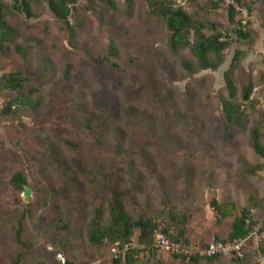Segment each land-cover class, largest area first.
I'll use <instances>...</instances> for the list:
<instances>
[{
	"label": "rangeland",
	"instance_id": "rangeland-1",
	"mask_svg": "<svg viewBox=\"0 0 264 264\" xmlns=\"http://www.w3.org/2000/svg\"><path fill=\"white\" fill-rule=\"evenodd\" d=\"M29 1L31 16L9 17L18 36L0 50V75L25 74L29 81L20 92L30 96V104L38 102L36 108L15 104L17 112L4 115L2 107L18 92L0 89V264H114L113 244L93 246L85 238L112 188L134 217L150 212L174 232L167 209L183 213L186 221L179 226L186 227L187 241L178 242L198 247L225 241L232 221L216 222L211 199L233 201L236 211L248 205L264 254V169L244 171V162L264 165L250 140L257 125L264 146V0L236 7L235 19L250 32L245 40L232 32V0L216 6V0H172L206 31L215 25L233 39L217 69L196 73L180 64L179 57L195 63L188 50L179 56L168 50V31L157 13L162 0H113L114 8L100 0H74L71 42L44 0ZM111 36L119 48L116 67L96 62ZM26 37L33 40L22 57L15 45ZM237 50L243 54L234 60ZM68 63L72 74L64 79ZM224 71L238 84L249 78L253 83L257 103L242 128L223 122ZM16 172L25 178L22 188L12 182ZM154 234L150 245L132 235L131 247L117 258L136 251L134 264H183L153 246ZM251 250L240 261L221 255L201 264H253L257 252Z\"/></svg>",
	"mask_w": 264,
	"mask_h": 264
},
{
	"label": "trees",
	"instance_id": "trees-1",
	"mask_svg": "<svg viewBox=\"0 0 264 264\" xmlns=\"http://www.w3.org/2000/svg\"><path fill=\"white\" fill-rule=\"evenodd\" d=\"M53 17L64 26L68 33L69 41L71 42L75 36V28L70 22V17L74 15L76 9L74 7V0H44ZM104 2L108 8H114L113 0H100ZM222 0L212 2V6L218 5ZM237 6H246L245 0H232L228 4L229 22L235 24L232 32L236 38L245 40L250 37L249 29L241 26L240 21L235 19ZM247 7V6H246ZM250 12V8H246ZM14 12L23 13L26 17H30L31 5L29 0H11L7 3L0 0V50L3 49L4 43L13 42L18 36V29L13 26L9 17ZM157 13L163 19L167 31V47L169 52L174 56H179L181 50H188L195 58V63H192L185 57H179V61L183 69L196 73L205 69H217L224 61V51L233 43V39L226 32H220L215 25L212 26L211 31H206L204 25L198 21L192 14L181 6H176L172 0H162L157 8ZM248 24V23H247ZM33 38L26 37L24 42L15 45V51L22 57H25L29 42ZM243 52L237 50L234 54V60L242 56ZM119 56V48L115 39L111 36L107 43L106 52L103 56H99L96 62L99 64L107 63L112 66H118L115 61ZM71 64H66L63 70L64 79L71 77ZM224 85L226 94L219 96V102L223 113V122L226 126H237L242 128L244 120L250 110L254 109L257 100L252 97L253 83L251 79L240 81L236 83L229 71L223 73ZM29 78L21 73L7 72L0 75V89H8L17 91V95L6 101L2 107L4 115H10L17 112L18 108H14L15 104L24 105L30 104V96L23 97L20 92ZM33 90L30 89V92ZM38 102L30 104L36 108ZM261 132L257 125L250 130L251 146L254 152L264 160V146L260 141ZM263 164H256L249 166L244 162V171L248 174H255L257 171L263 170ZM12 182L18 188H22L26 183L22 173L16 172L12 177ZM137 203V202H136ZM248 203L255 207L257 204L251 197ZM210 206L216 213V222L221 223L226 218H231L230 228L227 233L226 240H234L245 237L257 225L253 213H251L249 206H245L236 211V205L233 201L218 202L215 198L209 202ZM170 213L172 223L176 224L175 232L173 225L158 221L156 215L145 212L142 215L134 217L125 207L121 199L120 192L117 188H112L108 195L107 205L98 208L95 212V217L88 225L85 231V238L90 245L100 246L105 243L113 244L115 242H126L134 234L137 235V240L140 244L150 245L153 241V234L155 231L161 230L172 241H179V238H184L186 227H180L185 223L186 216L183 213H175L173 210L167 209ZM103 211H105L106 222H103ZM162 213V209L159 210ZM175 226V225H174ZM262 233V231H261ZM21 228L16 230V237L19 239ZM264 251V250H263ZM157 250L152 248L150 251L151 258H155ZM139 252L130 251L124 258L113 259L114 264H134L139 259ZM175 259L183 264H201L207 262H214L220 255H213L208 257L198 256H181L174 255ZM122 260L123 263H122ZM239 259L238 261H240ZM65 264H74L69 260ZM254 264V263H253Z\"/></svg>",
	"mask_w": 264,
	"mask_h": 264
},
{
	"label": "built area",
	"instance_id": "built-area-1",
	"mask_svg": "<svg viewBox=\"0 0 264 264\" xmlns=\"http://www.w3.org/2000/svg\"><path fill=\"white\" fill-rule=\"evenodd\" d=\"M255 226L245 237L234 240H213L203 246H194L192 244H180L178 241H172L164 232L157 231L154 235L153 246L161 250H167L172 255L208 257L213 255H223L234 259H240L252 248V252H257L254 264H264V254L259 252V239L257 237L258 229ZM253 239V240H251ZM130 239L126 242L113 243V254L117 258L120 253L129 250Z\"/></svg>",
	"mask_w": 264,
	"mask_h": 264
},
{
	"label": "water",
	"instance_id": "water-1",
	"mask_svg": "<svg viewBox=\"0 0 264 264\" xmlns=\"http://www.w3.org/2000/svg\"><path fill=\"white\" fill-rule=\"evenodd\" d=\"M28 192H29V188L24 186V193H23V196L26 197L28 195Z\"/></svg>",
	"mask_w": 264,
	"mask_h": 264
}]
</instances>
